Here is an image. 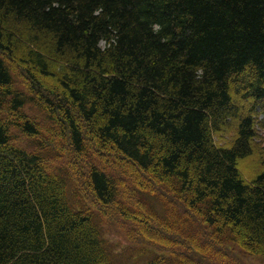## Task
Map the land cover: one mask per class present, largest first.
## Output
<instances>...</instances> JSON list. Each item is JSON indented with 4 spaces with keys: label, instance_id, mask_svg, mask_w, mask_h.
<instances>
[{
    "label": "trees",
    "instance_id": "1",
    "mask_svg": "<svg viewBox=\"0 0 264 264\" xmlns=\"http://www.w3.org/2000/svg\"><path fill=\"white\" fill-rule=\"evenodd\" d=\"M260 113L264 0H0V264L264 258Z\"/></svg>",
    "mask_w": 264,
    "mask_h": 264
},
{
    "label": "rangeland",
    "instance_id": "2",
    "mask_svg": "<svg viewBox=\"0 0 264 264\" xmlns=\"http://www.w3.org/2000/svg\"><path fill=\"white\" fill-rule=\"evenodd\" d=\"M44 82V81H43ZM46 83V82H44ZM242 85H244V82L242 83ZM261 118L264 117L262 113H260ZM261 137L263 138L264 141V129L259 130ZM18 135V133H17ZM227 135L223 138L224 140H227ZM218 143L222 142L221 139L219 140V138L217 137ZM136 168V164L133 161H130ZM253 162L251 161V165L253 166ZM110 236L113 238V241L117 242V250H119V252H121L122 254L125 253L126 250L130 249L131 244H129V242L127 241V239H125L121 234H117L114 231H110ZM251 244H253V242H251ZM236 248V247H235ZM242 253V255H240V257L242 258V260L246 263V264H264V260L260 257H255V256H251L248 253L244 252V251H240ZM132 254H137V251H134L132 249ZM144 256H141L137 259V262H140L141 260H143ZM123 261L121 262V264H127V260H125L124 258L122 259ZM133 263V261L131 262Z\"/></svg>",
    "mask_w": 264,
    "mask_h": 264
}]
</instances>
